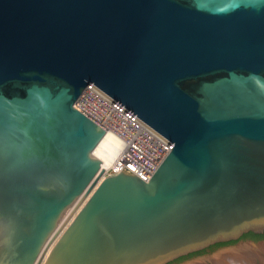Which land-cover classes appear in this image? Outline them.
Returning a JSON list of instances; mask_svg holds the SVG:
<instances>
[{
  "label": "water",
  "instance_id": "1",
  "mask_svg": "<svg viewBox=\"0 0 264 264\" xmlns=\"http://www.w3.org/2000/svg\"><path fill=\"white\" fill-rule=\"evenodd\" d=\"M92 83L173 142L148 181L101 180L105 130L75 107ZM62 230L44 264L264 232V0H0V264Z\"/></svg>",
  "mask_w": 264,
  "mask_h": 264
},
{
  "label": "built area",
  "instance_id": "2",
  "mask_svg": "<svg viewBox=\"0 0 264 264\" xmlns=\"http://www.w3.org/2000/svg\"><path fill=\"white\" fill-rule=\"evenodd\" d=\"M75 107L105 130L94 150L106 165L101 180L125 167L148 181L173 148L171 140L96 84L84 89Z\"/></svg>",
  "mask_w": 264,
  "mask_h": 264
},
{
  "label": "bare ground",
  "instance_id": "3",
  "mask_svg": "<svg viewBox=\"0 0 264 264\" xmlns=\"http://www.w3.org/2000/svg\"><path fill=\"white\" fill-rule=\"evenodd\" d=\"M97 153L98 152H96V154ZM75 214H73V217ZM62 232L63 230L54 240L53 244L47 249V252L41 259L40 263L38 262L39 264L45 263L52 247L54 246ZM248 243H240L233 247L223 248L211 255L197 258L183 264H258V260L259 262H261V264H264V242L260 244L251 242Z\"/></svg>",
  "mask_w": 264,
  "mask_h": 264
},
{
  "label": "rangeland",
  "instance_id": "4",
  "mask_svg": "<svg viewBox=\"0 0 264 264\" xmlns=\"http://www.w3.org/2000/svg\"><path fill=\"white\" fill-rule=\"evenodd\" d=\"M248 242H251L250 240H245V243H248ZM264 241H257V242H255V243H257V244H260V243H263ZM249 244V243H248ZM223 247L224 246H221V245H214V247H210L207 251H205L204 253L202 252V253H199V254H195V255H191V256H189V257H185L184 259H180L179 260V258L178 259H176L175 261H173V262H171V263H169V264H183L185 261H187V260H190V259H193V258H195V257H197V256H208V255H211V254H213V253H215V252H217L218 250H220V249H223ZM256 261V260H255ZM257 262V261H256ZM258 264H261V262H259V260H258Z\"/></svg>",
  "mask_w": 264,
  "mask_h": 264
},
{
  "label": "flooded vegetation",
  "instance_id": "5",
  "mask_svg": "<svg viewBox=\"0 0 264 264\" xmlns=\"http://www.w3.org/2000/svg\"><path fill=\"white\" fill-rule=\"evenodd\" d=\"M254 234L257 235V236H260V237L244 236L243 235L244 237L242 236L239 240H236L234 242H227V243L222 244L221 246L237 244L240 241H244L245 242V240H250V241H253V242L264 241V232L263 233H254Z\"/></svg>",
  "mask_w": 264,
  "mask_h": 264
},
{
  "label": "trees",
  "instance_id": "6",
  "mask_svg": "<svg viewBox=\"0 0 264 264\" xmlns=\"http://www.w3.org/2000/svg\"><path fill=\"white\" fill-rule=\"evenodd\" d=\"M244 236L260 237V236L255 235L254 232H248V233H245ZM244 236H243V237H244ZM231 242H234V241H231ZM222 244H224V243H218V244H216V245H222ZM216 245H215V246H216ZM211 247H214V245H212ZM205 251H207V249H204V250H201V251H198V252H195V253H191V254H189V255H187V256L180 257L179 260H180V259H184L185 257H189V256H191V255L199 254V253H202V252L204 253Z\"/></svg>",
  "mask_w": 264,
  "mask_h": 264
}]
</instances>
